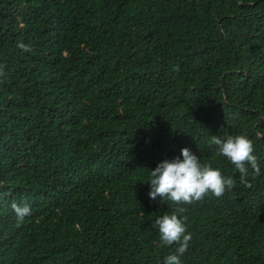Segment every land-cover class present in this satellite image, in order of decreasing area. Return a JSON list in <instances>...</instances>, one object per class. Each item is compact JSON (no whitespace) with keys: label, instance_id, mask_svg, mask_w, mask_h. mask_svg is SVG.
Returning a JSON list of instances; mask_svg holds the SVG:
<instances>
[{"label":"trees","instance_id":"obj_1","mask_svg":"<svg viewBox=\"0 0 264 264\" xmlns=\"http://www.w3.org/2000/svg\"><path fill=\"white\" fill-rule=\"evenodd\" d=\"M182 147L232 186L150 199ZM177 208L182 264H264V0H0V264H163L154 221Z\"/></svg>","mask_w":264,"mask_h":264},{"label":"clouds","instance_id":"obj_2","mask_svg":"<svg viewBox=\"0 0 264 264\" xmlns=\"http://www.w3.org/2000/svg\"><path fill=\"white\" fill-rule=\"evenodd\" d=\"M210 139L217 146L218 153L234 165L241 182H246L252 174H259L260 165L254 154L253 141L247 135H211ZM146 183L150 199L159 197L160 201L166 199L179 205L198 200L209 193L219 197L232 186L233 179L223 175L220 168L201 162V157L188 147H182L179 155L163 159L154 168L148 169ZM11 207L18 221L30 212L26 204L14 202ZM182 212V208L166 211L154 221L161 244H175V250L163 258V264H182L181 257L191 240Z\"/></svg>","mask_w":264,"mask_h":264}]
</instances>
